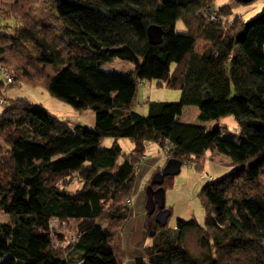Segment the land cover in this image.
I'll return each mask as SVG.
<instances>
[{
  "label": "trees",
  "instance_id": "16d2710c",
  "mask_svg": "<svg viewBox=\"0 0 264 264\" xmlns=\"http://www.w3.org/2000/svg\"><path fill=\"white\" fill-rule=\"evenodd\" d=\"M31 2L0 0V15L18 19L0 31V73L92 109L94 121L70 125L24 95L2 102L0 210L12 220H0V264H125L127 198L148 139L197 167L209 150L227 154L233 167L202 184V223L177 217L170 230L150 213L152 240L135 263L264 264V4L250 18L229 19V4L211 0H50L54 24L33 17ZM149 23L162 27L160 41L148 40ZM116 56L133 65L103 66ZM145 78L179 87V98L147 99V113L136 111ZM187 104L202 120L232 113L244 138L181 119ZM120 136L132 140L128 150ZM68 228L77 234L64 235ZM191 228L205 250L198 255L183 243ZM56 236L66 243L55 246Z\"/></svg>",
  "mask_w": 264,
  "mask_h": 264
},
{
  "label": "rangeland",
  "instance_id": "374dc122",
  "mask_svg": "<svg viewBox=\"0 0 264 264\" xmlns=\"http://www.w3.org/2000/svg\"><path fill=\"white\" fill-rule=\"evenodd\" d=\"M226 2L230 6V10L226 17L229 19L235 16H241L243 18H250L255 15L263 6L264 0H211V4L216 8L220 3ZM31 6V15L37 19H42L50 23L59 24L60 19L58 17L56 9L51 5L50 0H33ZM18 22V19L14 16H2L0 15V31L10 32L12 31L13 25ZM177 27H184L183 21L179 18L176 20ZM133 62L120 58L114 57L111 60H107L103 63V66L110 69H126L131 67ZM0 79L3 83H0V92L4 99L8 97H14L17 95H24L33 100L34 102L40 103L61 119L68 121L70 125L73 123H81L89 128L93 127L94 112L92 109L80 111L72 106V104L62 97L51 94L44 85H32L26 81L18 80L9 82L6 81L4 75L0 73ZM180 96L179 87L166 86L164 83L158 84L156 78H145L141 79L137 84V91L135 101L132 108L136 111L146 114L148 110L147 99H178ZM5 100V102H6ZM2 108V102H0V109ZM198 108L195 104H187L184 106L181 112V118L190 122H203L209 127L218 126L220 128L221 136L231 138L235 141H240L244 138L241 134L239 126L232 113L220 115L211 119L202 120L197 116ZM75 123H74V122ZM113 140V136L105 135L102 139L104 144H110ZM119 142L124 150H128L132 146V140L128 136H120ZM161 145L153 139L146 140L145 154L142 158L140 166L138 168V180L136 183V190L130 195L135 199L137 192L143 194L142 202V213L145 215V185L150 180L151 174L157 165L162 166L166 160V155L162 153ZM233 167L230 163V157L217 150L208 151L204 158L203 164L200 167L195 166L193 163H189L184 160L181 163L180 170L173 174H166L162 181L164 187V205L170 209V213L166 219V227L170 230H174L175 222L177 217L188 218L195 216L196 219L202 223L205 215L204 206L200 198V189L202 184L209 178L218 176L229 171ZM76 185L72 182L71 186ZM132 211L131 217L137 214L134 207V203H131ZM134 218L127 220L124 225V234L128 231L129 234L136 230L132 227ZM0 220L11 221L12 215L0 210ZM53 226L58 225V222L54 217L51 219ZM77 234L74 229L68 228L65 230L67 236H74ZM143 239L146 243L151 242L152 237L150 234L143 230ZM199 231L195 228H191L186 231L183 237V243L188 247L194 254H201L202 247L199 245ZM158 239V238H155ZM65 244V240H61L60 237L56 236L53 239L55 246ZM59 243V244H58Z\"/></svg>",
  "mask_w": 264,
  "mask_h": 264
},
{
  "label": "water",
  "instance_id": "95a60500",
  "mask_svg": "<svg viewBox=\"0 0 264 264\" xmlns=\"http://www.w3.org/2000/svg\"><path fill=\"white\" fill-rule=\"evenodd\" d=\"M246 1V0H241ZM163 29L159 24L149 23L147 25V36L151 42H158L162 39ZM207 93V92H206ZM182 160L170 155L166 158L164 163L159 169L153 170L150 180L145 185V213L146 224H151L150 213L154 212V219L164 224L167 216L170 213V209L164 205V187L162 181L166 174H173L180 170ZM156 184V185H154ZM156 208V209H155ZM153 229L149 228V233H152Z\"/></svg>",
  "mask_w": 264,
  "mask_h": 264
},
{
  "label": "crops",
  "instance_id": "0c3cea01",
  "mask_svg": "<svg viewBox=\"0 0 264 264\" xmlns=\"http://www.w3.org/2000/svg\"><path fill=\"white\" fill-rule=\"evenodd\" d=\"M5 100L6 99H4L3 102H5ZM2 106H3V104H2ZM180 118H181V115H180ZM181 119H183V118H181ZM203 124H205V123H203ZM71 125H73V123ZM206 126H208V125H206ZM143 197L144 196L142 193L137 192L135 199H132V202L134 203V207L137 211V214L132 216V217L130 216L129 219L134 218L135 216L137 217V219H134V221L132 222V227L136 231L131 233V234H129V232L127 231L126 234H124V227H123L122 245H123V248H124L125 253H126L125 264H136L134 261V258H135V256L140 254L142 245L146 244L145 240L143 239V237H144L143 236V230L145 229V221H146V213H145V215H144V213H142Z\"/></svg>",
  "mask_w": 264,
  "mask_h": 264
},
{
  "label": "built area",
  "instance_id": "2783aa9c",
  "mask_svg": "<svg viewBox=\"0 0 264 264\" xmlns=\"http://www.w3.org/2000/svg\"><path fill=\"white\" fill-rule=\"evenodd\" d=\"M205 15H206V13H205ZM210 17H215V16H214L213 14H210ZM0 66H1V65H0ZM2 69H3V68H2ZM2 71L5 73L7 79H10V78H11V75H10L5 69H3ZM3 101H4V100H3V97H0V102H3ZM127 200L130 201V200H131V197L127 198ZM54 219H56L57 222H58V218H57V217H54Z\"/></svg>",
  "mask_w": 264,
  "mask_h": 264
},
{
  "label": "flooded vegetation",
  "instance_id": "af4514ba",
  "mask_svg": "<svg viewBox=\"0 0 264 264\" xmlns=\"http://www.w3.org/2000/svg\"><path fill=\"white\" fill-rule=\"evenodd\" d=\"M156 209V208H155Z\"/></svg>",
  "mask_w": 264,
  "mask_h": 264
}]
</instances>
